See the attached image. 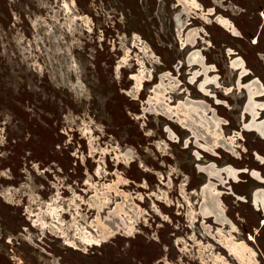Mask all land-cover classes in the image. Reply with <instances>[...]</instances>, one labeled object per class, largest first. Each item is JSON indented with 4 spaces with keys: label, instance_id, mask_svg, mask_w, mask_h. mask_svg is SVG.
I'll list each match as a JSON object with an SVG mask.
<instances>
[{
    "label": "rangeland",
    "instance_id": "rangeland-1",
    "mask_svg": "<svg viewBox=\"0 0 264 264\" xmlns=\"http://www.w3.org/2000/svg\"><path fill=\"white\" fill-rule=\"evenodd\" d=\"M198 1L240 33L191 19L206 92L176 0H0V264H264V140L231 66L264 86V0ZM210 163L238 174L210 180ZM209 181L222 223L198 213Z\"/></svg>",
    "mask_w": 264,
    "mask_h": 264
},
{
    "label": "bare ground",
    "instance_id": "bare-ground-1",
    "mask_svg": "<svg viewBox=\"0 0 264 264\" xmlns=\"http://www.w3.org/2000/svg\"><path fill=\"white\" fill-rule=\"evenodd\" d=\"M179 4L182 5L183 7V10L185 11L184 13L187 15L188 17V14L191 13V11L194 9V10H198L200 9L201 5L198 4L197 0H176ZM72 4V3H71ZM67 10H69V6L66 7ZM202 13V12H201ZM200 13V14H201ZM208 13V12H207ZM212 13V12H209V14ZM194 14V12H193ZM216 23H219L220 26H222L223 28L229 30L230 32H233V34H235V28L234 26L229 23L226 19H223L221 17H218L216 19ZM218 24V25H219ZM184 26V23L182 25H180V28H182ZM195 29H191L190 31L187 32V34L184 36V38H182V42H181V46L182 48H184L185 45H191L193 46L195 44V41H196V38L198 36V28L194 27ZM198 29V30H197ZM200 32V31H199ZM193 52V51H192ZM201 57V55H199V53L196 51L194 53H191V55L188 57V64L191 65V64H194V63H199L201 66H202V72L204 74V80H203V83L200 84V90H202V92H206L205 89H204V86L206 84H209L210 82L212 84H214V86L218 87V82L216 80V77H212V78H209L207 75L208 71L212 72L214 69L213 67H207L206 65L203 64V61L201 60H197V58ZM192 66V65H191ZM231 66L232 68H234V70H237L239 71V69H241L240 71V74H239V78H238V85L237 86H240V78L245 75V69H244V65H243V62L240 61L239 59H234L232 62H231ZM196 73V72H195ZM198 75V74H196ZM196 75L194 74L193 77H192V82L193 80L195 79ZM138 85H140V81H138ZM171 82V81H170ZM256 85V84H255ZM254 85V86H255ZM207 86V85H206ZM252 86V84H251ZM206 88V87H205ZM240 88V87H239ZM262 88V87H261ZM248 89V88H247ZM262 94H264V90L263 91H260L258 87H252L250 93H249V99H248V102L247 104L245 105V108H244V111L245 112H248L250 115H251V120L248 124H245L244 127L247 129V130H253L255 132L258 133V135H261L264 137V120L263 121H256L257 117L259 116V113L260 111L259 110H263L264 109V104L263 103H257L255 102V97L257 96H261ZM209 96V95H208ZM186 100H189V99H186ZM264 101V100H263ZM184 104V103H183ZM186 106L189 105V103H185ZM167 105H165V108H166ZM164 108V109H165ZM185 109V108H184ZM168 111V110H167ZM187 111V109H186ZM189 112V111H188ZM216 128V127H215ZM245 129V130H246ZM220 135V134H219ZM217 137V136H216ZM214 143H218L216 141V138L214 140ZM206 148V147H205ZM210 148V146L208 147ZM204 149V148H203ZM211 149V148H210ZM262 160V159H261ZM212 164V163H210ZM207 167H210L211 169L210 170H206V168L204 169V167H199V169H202L209 177H215L218 179V181H220V183H224L225 182V178L229 179L230 177L235 179L238 172L231 168V167H228V168H224L223 170L221 169H214V166L213 164L211 166H207ZM221 171H224L225 174H226V177H223L221 176ZM216 174V175H214ZM253 176L258 179L259 181H262L264 182V178L260 177L259 174L257 173H253ZM216 180V179H215ZM201 194V193H200ZM202 195H203V199L204 201L201 203V207L199 209V214L200 216H202L203 218H207V217H210V216H213L215 221L217 222H221L224 220V212L221 210L220 206H221V201H220V193L218 194V192L216 191V186L213 184V183H208V184H205V186L202 188ZM201 198V197H200ZM254 204L255 206L258 208L260 205L262 206V209L261 211L264 212V190H256L254 192ZM261 209V208H260ZM124 209H122L123 211ZM126 210V209H125ZM126 211H124L125 213ZM196 213V214H198ZM50 217L54 218L53 214L51 213V210H50ZM197 216V215H196ZM117 217H118V214H117ZM119 218V217H118ZM212 218V217H211ZM208 219V218H207ZM124 221V220H123ZM122 221L121 218L117 219V221H114L113 223H115V226L114 228L112 227H109L107 225H103L102 228H101V238L103 240L109 238L110 236H112L113 234H115L119 229L122 230V227L124 226V222ZM227 222V221H226ZM228 223V222H227ZM42 226L43 224L45 223H41ZM41 224H39L41 226ZM220 224V223H219ZM222 225V224H221ZM224 225V224H223ZM235 228V227H234ZM124 230V228H123ZM100 233V232H99ZM79 234V233H78ZM92 236V235H91ZM90 235H80V239H82V241L84 243H86V245H89V244H94L93 242H95L92 238H91ZM96 237V236H95ZM100 238V239H101ZM225 238V237H224ZM252 239V238H250ZM93 241V242H92ZM106 241V240H105ZM229 242V241H227ZM225 242L224 245L227 243ZM89 243V244H88ZM243 243V242H242ZM98 244V243H97ZM228 244V243H227ZM245 245V244H244ZM232 247L235 249V256H237V258L239 260H241V258H243L244 256H241L243 255V252L245 251L244 248H242V251L244 249V251L242 252L241 250H238L237 247H236V244H233L232 243ZM241 247V246H240ZM245 247V246H244ZM229 249V248H228ZM231 249V248H230ZM241 249V248H240ZM233 250H231L232 252ZM241 251V252H240ZM230 252V251H228ZM232 253V254H234ZM245 253V252H244ZM211 255V253H210ZM232 256V255H231ZM207 257V256H206ZM247 259V258H246ZM222 260V259H221ZM243 260V259H242ZM204 261V259H203ZM224 261V260H223ZM206 262V261H205ZM241 263H244L241 262ZM257 264V263H256Z\"/></svg>",
    "mask_w": 264,
    "mask_h": 264
},
{
    "label": "flooded vegetation",
    "instance_id": "flooded-vegetation-1",
    "mask_svg": "<svg viewBox=\"0 0 264 264\" xmlns=\"http://www.w3.org/2000/svg\"><path fill=\"white\" fill-rule=\"evenodd\" d=\"M197 2H198V4L199 5H201V7H200V9H198V10H192L191 11V13H189L188 14V17H187V15L185 14V13H183L184 14V29H183V31H184V36L187 34V32L188 31H190L191 29H195L194 27H196V28H198L199 29V27L198 26H194V25H191V23H192V21H191V19L192 20H195V19H200L201 20V22H203L204 24H208V21L209 20H211V22L212 23H214L215 25H217L219 28H222L223 30H225L226 32H228L229 34L231 33V34H233V32H230L229 30H227V29H224L222 26H220V24L219 23H216L217 21H216V19L219 17V16H221L223 19H226L227 21H229V19H227V18H225L224 16H222L221 14H219L218 12H217V10L215 9V6L214 5H212V6H204L203 4H201L198 0H197ZM178 3V2H177ZM178 6H181V9L183 10V7H182V5L181 4H179L178 3ZM185 12V11H184ZM193 12H194V14H193ZM202 12V13H201ZM208 12V13H207ZM209 12H212L211 14H209ZM201 13V14H200ZM261 17V16H260ZM186 22H188V23H186ZM230 22V21H229ZM262 22H264V21H262ZM232 25H234L232 22H230ZM219 24V25H218ZM263 27V24L260 26V32L262 31V28ZM201 29H197L198 30V36H197V38H196V41H195V44L193 45V46H191V45H185L184 46V49H186L187 48V52H186V59H185V65L187 66V67H190L191 65L192 66H197L198 65V71H197V74L198 75H196L195 73V75H196V77H195V80H194V83L195 82H197L198 81V78H200V77H203L202 78V82L201 83H203V79H204V74H203V72H202V66L199 64V63H194V64H191V65H189L188 64V57L191 55V53H194V52H198L199 53V55H201V57L202 58H200V57H198L197 58V60L199 59V60H201V61H203V64L204 65H206V63H205V60H204V56H203V54H202V51H203V48H202V43H203V38H205L206 36V34H205V32H204V28L203 27H200ZM200 31V32H199ZM235 34H233L234 36H239L240 35V33H239V31L235 28V32H234ZM255 35H257L258 36V38H259V30H258V33H255ZM254 35V36H255ZM254 36H252V39H251V42L253 41V37ZM201 38H202V40H201ZM256 41V40H255ZM258 43V40H257V42L255 43V44H257ZM254 43H253V45H255ZM198 46V47H197ZM193 47H195L196 49L195 50H193ZM193 51V52H192ZM227 51H230V49L229 50H227ZM235 59H237L238 60V58H235ZM198 60V61H199ZM241 61V60H240ZM242 62H243V65H245V63H244V61L242 60ZM207 67H209L208 65H206ZM244 69H245V75L242 77V78H244V77H246V76H248V74H249V72H248V70H246V68H245V66H244ZM238 70V69H237ZM236 70V71H237ZM241 71V69H239V72ZM210 73V71H208V73L207 74H209ZM193 74V75H194ZM240 74V73H239ZM208 76V75H207ZM193 77V76H192ZM191 77V78H192ZM209 77V76H208ZM188 78V77H187ZM209 78H212V77H209ZM189 85L190 84H194V83H190V82H187ZM200 83V84H201ZM240 83H245V84H243V86H245V87H249V85H251L252 84V86L251 87H249L248 89H247V99H246V104H247V102H248V99H249V93H250V91H251V89H252V87H259V90L260 91H263L264 90V86L261 84H259V83H257L256 82V80H255V78H250L249 79V81H245V82H241L240 81ZM200 84H199V82H198V87H199V89H200ZM209 84H211V85H213L214 86V84H212L211 82L209 83ZM209 84H206L207 86L209 85ZM256 84V85H255ZM205 85V86H206ZM255 85V86H254ZM262 87V88H261ZM244 89V88H243ZM246 90V89H245ZM200 93H202L201 91H199ZM264 94H262L261 96H256L255 97V101H257V102H259V103H263L264 104ZM245 104V105H246ZM202 112H203V107H201V109H200ZM200 110L198 111L199 112V114H200V116H201V113L202 112H200ZM260 111V113H259V115L262 113V112H264V109L263 110H259ZM194 112V111H193ZM245 112V111H244ZM245 115H247V116H249L250 118H251V115L248 113V112H245ZM245 118V117H244ZM185 119H187V116L185 117ZM257 119L259 120V121H263L264 120V116H263V118H261L260 116H258L257 117ZM256 119V120H257ZM261 119V120H260ZM251 120V119H250ZM250 122V121H249ZM244 131H246L245 129H244ZM247 131H253V132H255L254 131V129L253 130H247ZM257 133V132H256ZM258 134V133H257ZM261 136V135H260ZM263 137V136H262ZM263 140H264V137L262 138ZM212 165V164H211ZM206 168V170L208 169V170H210L211 168L210 167H204V169ZM214 169H220V168H217V167H214ZM202 170V169H201ZM221 170H223V169H221ZM222 173H221V176H223V174L225 173L224 171H221ZM214 175H216V174H214ZM209 177V176H208ZM223 177H226V174H225V176H223ZM261 177V176H260ZM231 178V177H230ZM262 178H264V177H262ZM215 180L216 179V181H218V179L217 178H215V177H210V180ZM257 181H259L258 179H257ZM213 183L212 181H209L208 183ZM219 183H220V181H218ZM260 183H263L264 184V182H262V181H259ZM207 183V184H208ZM215 186H216V184L215 183H213ZM205 186V185H204ZM204 186H202V188L204 187ZM202 188H201V194H202ZM216 190H217V187H216ZM258 190V189H257ZM260 190H263V189H260ZM256 191V190H255ZM254 191V192H255ZM202 197H203V195H202ZM203 201H204V199H203ZM252 201H253V203H254V194H253V199H252ZM255 206V205H254ZM257 208V207H256ZM261 208V209H260ZM259 211H261V210H263L262 209V206L260 205L258 208H257ZM210 217H213V216H210ZM262 220H264V219H262ZM261 224V223H260ZM264 226V225H263ZM263 226H261L260 225V227H259V229H258V231L256 230L255 231V233L253 234V236L255 237V235H256V233H258L259 231H260V229L263 227ZM250 235H252V234H250ZM249 238V237H248ZM248 241H249V239H248ZM256 241V240H255ZM250 242V241H249ZM251 243H255V242H251Z\"/></svg>",
    "mask_w": 264,
    "mask_h": 264
},
{
    "label": "water",
    "instance_id": "water-1",
    "mask_svg": "<svg viewBox=\"0 0 264 264\" xmlns=\"http://www.w3.org/2000/svg\"><path fill=\"white\" fill-rule=\"evenodd\" d=\"M182 12L184 13V10H182ZM175 21H176L177 23H179L178 25L180 26L181 23L179 22V19L176 18Z\"/></svg>",
    "mask_w": 264,
    "mask_h": 264
}]
</instances>
